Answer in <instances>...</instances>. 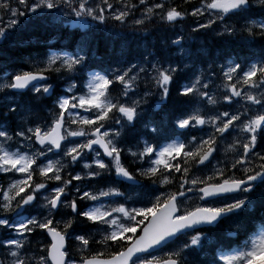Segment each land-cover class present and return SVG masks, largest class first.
<instances>
[{"label":"snow or ice","instance_id":"6c2138e0","mask_svg":"<svg viewBox=\"0 0 264 264\" xmlns=\"http://www.w3.org/2000/svg\"><path fill=\"white\" fill-rule=\"evenodd\" d=\"M257 6L259 19L252 14ZM137 9L141 11L139 18L135 17ZM0 12L8 17L6 25L0 27V41L8 39L9 30H14L19 18L26 16L45 21L51 18L59 23H63L64 16L75 17L73 27L89 29L93 27L89 20L97 26L106 25L109 19L124 25L131 16L137 27L153 19L174 26L192 16L196 18L192 32L212 29L219 23L215 34L221 37L236 35V27L228 20L238 17L245 21L240 31L247 33L246 43L264 38V0H200L199 6L190 11H180L178 6L168 5L167 0H0ZM186 42L182 34L171 39L177 54L185 57L183 67L149 54L136 62L117 61L101 70H90L86 45L71 53L63 49L62 54L53 52L33 70L17 72L11 79L6 73L0 76V93L14 101L7 105L5 117L15 113L27 124L24 113L31 108L16 99L26 91L36 101H54L50 123L20 126L10 132L6 123L0 122V173L14 174L6 188L0 185V212L12 216L10 220L0 215V227L9 230V235L0 239V264H197L189 261V255L201 251L210 240L201 229L253 210L258 202L264 207V193L253 195L257 185H264V151L257 150L264 148V50L254 59L229 57L220 65L223 102L228 109L236 103L237 110L207 114L197 107L175 116L171 124L146 121L145 135L138 140L136 150L127 149L139 167L133 172L123 162L125 148L121 140L142 119L146 112L143 106L149 104V98L158 96L157 106L167 103L177 74L196 66ZM53 72L66 73L69 79L59 94L49 82V73ZM80 75L87 77L82 88L76 79ZM210 82L202 70L193 72L176 90L178 96L190 98L181 103H190L194 97L197 105L204 101L212 107L218 105L215 92L208 91ZM116 84L122 90L114 98L111 88ZM249 104L259 106L255 115H249L253 111L247 107ZM205 127L210 131L201 136L191 133L192 129L203 132ZM148 133L160 139L150 140L146 138ZM190 134L191 140L180 139ZM226 134L233 137L229 151L234 156L231 161L213 163ZM15 138L18 147L10 151L5 145ZM77 165L84 171H76ZM209 168L211 171L205 174ZM65 169H70L68 178L62 175ZM37 173L39 181L34 179ZM105 175L113 178L114 185L93 190L90 182ZM138 176L158 184L159 189L174 180L179 184L176 191L157 189L159 194L148 203L128 206L131 197L115 185H138ZM191 199L201 203L190 209L185 204ZM78 201L93 203L82 209ZM36 203L44 211L26 214L27 208H34ZM61 207L70 208L71 214L57 220ZM78 219L97 225L101 235L94 243L101 246L99 249L93 251L92 238L73 228ZM37 230L50 238V243L38 252L32 250L30 240ZM234 235L229 231L225 238ZM179 236H189V240L177 249L165 251ZM72 239L78 242L79 259L68 251L66 241ZM162 251L164 255L158 256ZM261 255L264 229H254L235 247L218 242L206 264H254Z\"/></svg>","mask_w":264,"mask_h":264},{"label":"trees","instance_id":"16d2710c","mask_svg":"<svg viewBox=\"0 0 264 264\" xmlns=\"http://www.w3.org/2000/svg\"><path fill=\"white\" fill-rule=\"evenodd\" d=\"M199 2L200 0H191V3L185 4L184 0H167L168 5L178 6V10L180 11H190L193 6H199ZM142 7L143 6H141V8ZM252 14L254 18H260L259 6L253 9ZM140 15L141 11L139 9L135 10V17L139 18ZM0 16L4 17V19L0 20V24L8 19L3 12H0ZM195 19L196 18L192 16H186L184 20L177 21L174 26L160 23L158 20L153 19L137 27L132 23L133 17L130 16L124 25H120L118 22L109 19L106 25L97 26L94 22L89 20V23L93 25V27L89 29L86 27H73L69 24L61 25L59 23H53L51 19L45 21L35 16L20 17V22L16 28L14 30H9L8 39L0 41V76L6 73L8 78L11 79V76L17 72L33 70L38 62L47 59L50 51L62 54L61 50L63 49L71 53L76 51L79 47L86 45L88 46L89 56L91 57L89 61L90 70H101L117 61H122L125 64L129 61L136 62L142 60L149 54H153L163 61L170 60L173 63H179L181 67H183L185 57L177 54L178 49L171 45V39L175 38L176 34H182L187 41L185 47L190 49L192 53L191 59L196 62V66L177 74L176 80L172 85L171 96L167 103L157 106L159 97L152 96L149 98V104L143 106L146 109L144 116L141 120L137 121L134 129L126 131L121 140V145L126 151L129 147L135 148L139 138L145 135L143 124L146 121H151L157 125L164 122L171 124L175 116L186 114L189 111L191 112L197 107H203L207 110L216 112L224 109L226 106L222 99L224 93L222 87L223 75L220 74L221 70L218 66L225 63L226 58L229 57L233 59H254L264 50V38H257L253 44L245 42L247 33L240 31L245 21L241 18L233 17L228 20L229 24L236 27V35H225L222 37L215 35L210 29L192 32ZM201 19L203 20L205 17ZM98 28L103 30L98 31ZM212 29H220L219 23L214 25ZM214 61L215 63H213ZM210 64H212L211 71L209 70ZM199 70H202L205 78L211 81L208 91L212 88L211 91L215 92L217 99L220 101L215 107L207 106V102L205 103V101L197 105L194 97L191 98L190 103L184 104L181 102L188 101L190 98L177 95V88L180 87L181 84L187 82L192 77L193 72ZM49 77V82L55 86L56 94L61 93L63 87L69 82L66 73L57 74L53 72L49 73ZM84 77L85 75H80L76 78L81 88ZM141 89H143V83H141ZM121 90L122 86L116 84L111 88V95L117 98ZM16 99L20 104L30 106L31 108L30 112L25 111L24 113V115L28 116L27 124H24L15 113H9L8 116L5 117L4 114L8 111L7 105L14 103V101L6 99L5 94L0 93V122L6 123L10 132L16 130L20 126H32L37 123L43 125L50 119V111L54 108V101L52 99L36 101L32 94L28 92L17 96ZM206 129L207 130L204 132L210 131V129ZM195 130L196 129L191 130V133L194 135H196L194 132ZM190 135H188V139ZM146 138L151 139L153 137L148 133L146 134ZM153 139L159 140L160 138ZM229 141V139H226L219 143L217 154H220V158L217 160L231 161L233 158L231 156L234 155V152L229 151L226 147ZM257 150L264 151V148L258 147ZM125 151L122 154L123 162L131 171L135 172L139 165L133 163V157L128 155ZM210 171L211 169L206 170L205 174ZM62 174H64V172ZM176 175L179 176L180 174L177 173ZM7 176L8 173H0V185H6L8 181ZM34 179L37 181L39 180L38 174ZM137 179L140 181V186H130L124 183H119L115 186L125 191L128 195L141 199L142 203H148L150 199L154 198V195L159 194L157 191V189H159L158 184L153 185L150 180L144 177L138 176ZM178 184L179 181L174 180L172 184L166 185L164 189H159V191H176ZM99 185L113 186L114 180L112 177L105 175L102 178L90 182V186L96 187ZM260 193H264V185H258L253 195L259 196ZM198 203L199 200L192 199L189 207L194 208ZM258 204L260 203L258 202L253 210H247L241 212L239 215L230 216L227 219L221 220L215 227L201 229L208 234L210 240L205 242V247L201 251L191 253L189 255V261H196L197 264H206L214 255L218 242L224 241L226 244L230 243L232 246L244 240L247 233L255 229L256 223H264V211ZM78 205L83 208V201H78ZM69 214L71 213L68 211V208L61 210V214H58L55 219L59 220L62 216L66 219ZM0 215L6 216L5 213L2 212H0ZM73 228L78 234H84L92 238L90 247L93 251L101 247L94 243L101 235L97 231V225L86 220L80 222L78 219L77 222L74 223ZM229 231L236 235L226 239L225 234ZM3 238L4 229L0 227V239ZM30 240L32 250L37 252L46 243V238L40 230L33 233L30 236ZM188 240L189 236H180L174 243L170 244L165 251L177 249ZM77 244L78 242L74 239L66 243L68 251L72 256L79 259L80 253L77 251ZM39 245H41V247H39ZM1 250L2 249H0V253ZM109 251H111V249H109ZM163 255L164 254L161 256ZM255 264H264V260L257 261Z\"/></svg>","mask_w":264,"mask_h":264},{"label":"bare ground","instance_id":"6f19581e","mask_svg":"<svg viewBox=\"0 0 264 264\" xmlns=\"http://www.w3.org/2000/svg\"><path fill=\"white\" fill-rule=\"evenodd\" d=\"M210 30H212V31L214 32V34H215L216 29H210ZM218 30H219V29H218ZM201 31H204V30H201ZM215 35H216V34H215ZM218 68L221 70L220 65L218 66ZM258 206L264 211V207H262L261 204H258Z\"/></svg>","mask_w":264,"mask_h":264},{"label":"rangeland","instance_id":"374dc122","mask_svg":"<svg viewBox=\"0 0 264 264\" xmlns=\"http://www.w3.org/2000/svg\"><path fill=\"white\" fill-rule=\"evenodd\" d=\"M245 91H247L248 89L247 88H244ZM253 91H256L255 89H253ZM6 148H8L9 146H7V144L5 145ZM10 151H14L12 148L9 149Z\"/></svg>","mask_w":264,"mask_h":264}]
</instances>
